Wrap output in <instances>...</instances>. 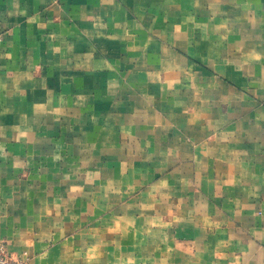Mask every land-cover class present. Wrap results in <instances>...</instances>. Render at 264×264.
<instances>
[{"label": "crops", "instance_id": "obj_1", "mask_svg": "<svg viewBox=\"0 0 264 264\" xmlns=\"http://www.w3.org/2000/svg\"><path fill=\"white\" fill-rule=\"evenodd\" d=\"M0 241L264 264V0H0Z\"/></svg>", "mask_w": 264, "mask_h": 264}, {"label": "built area", "instance_id": "obj_2", "mask_svg": "<svg viewBox=\"0 0 264 264\" xmlns=\"http://www.w3.org/2000/svg\"><path fill=\"white\" fill-rule=\"evenodd\" d=\"M0 264H27V261L23 258L14 256L7 242L0 241Z\"/></svg>", "mask_w": 264, "mask_h": 264}]
</instances>
